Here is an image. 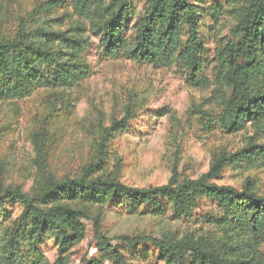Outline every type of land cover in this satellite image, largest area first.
<instances>
[{
    "label": "trees",
    "instance_id": "16d2710c",
    "mask_svg": "<svg viewBox=\"0 0 264 264\" xmlns=\"http://www.w3.org/2000/svg\"><path fill=\"white\" fill-rule=\"evenodd\" d=\"M204 2L145 0L142 14L134 17L132 0H69L77 17L69 21L66 13L52 18L64 11L65 1L48 0L15 24L1 25L0 102L24 101L44 92L45 107L29 132L36 153L31 190L13 177L14 162L0 160V264H50L41 251L47 240L57 247L53 264H71L74 249L87 237L86 221L95 224L97 254L84 264H129L131 258L150 254L139 250L147 244L164 264H264V194L252 177L240 188L214 182L228 166L264 170V144L251 138L235 152H217L209 171L197 179L181 177L174 168L166 184L142 188L101 169L111 138L130 126L133 115L128 111L94 136L87 160L75 172L60 175L51 161L54 151L47 149L56 101L71 102L59 92L77 88L93 74L84 57L93 36L103 60L176 68L187 73L190 86L213 87L218 112H201L210 131L233 135L250 123L264 125V0L226 1L234 23L215 55L214 83L203 62ZM67 22L71 24L62 30ZM205 203L219 211L209 216L211 226L180 237L110 238L91 210L124 206L127 213L142 217L179 220L190 218Z\"/></svg>",
    "mask_w": 264,
    "mask_h": 264
},
{
    "label": "rangeland",
    "instance_id": "374dc122",
    "mask_svg": "<svg viewBox=\"0 0 264 264\" xmlns=\"http://www.w3.org/2000/svg\"><path fill=\"white\" fill-rule=\"evenodd\" d=\"M48 0H0V27L15 24L17 18L32 13L36 4ZM65 9L52 18L73 16L69 0ZM227 0H205V15L200 29L207 49L203 62L207 76L215 82L214 66L217 50L227 40L234 20L227 14ZM136 9L134 17L142 14L145 0H132ZM47 18V17H46ZM47 20V19H46ZM71 23L67 22L66 29ZM58 30L56 24H50ZM99 40L92 37L84 57L91 66L92 76L80 86L60 91L69 103L58 107L53 122L47 130L50 137L47 149L53 152L51 161L60 175L75 172L87 160L95 135L108 128L113 120H121L130 112L128 130L114 135L109 142V155L101 169L119 174L122 182L148 187L166 184L177 168L181 177L197 179L209 171L214 155L219 151L235 152L249 139L264 144V125L247 124L239 132L228 135L201 118V112H218L214 89L189 85L187 73L176 68L155 69L127 60L106 61L98 53ZM43 94H36L15 103L0 102V160L14 162L13 177L23 183L26 191L33 187L36 153L29 139V132L39 123L44 111ZM62 98V99H64ZM69 100V101H70ZM53 155V156H52ZM252 177L258 190L264 194V170H248L228 166L218 185L240 188ZM16 209V208H14ZM12 209V211H14ZM92 216L99 218L103 232L110 238L121 235L162 238L165 235L180 237L187 232H198L211 226L209 216L219 212L212 204L205 203L188 219H156L127 213L124 206L94 207ZM88 234L85 241L74 249L71 264H84L96 256L93 221H86ZM114 244H119L114 240ZM149 255L131 258L129 264H164L156 250L147 244L139 250ZM138 250V251H139ZM41 251L50 264L56 260L57 247L53 241L41 244ZM264 257V249H262ZM108 264V263H106Z\"/></svg>",
    "mask_w": 264,
    "mask_h": 264
}]
</instances>
